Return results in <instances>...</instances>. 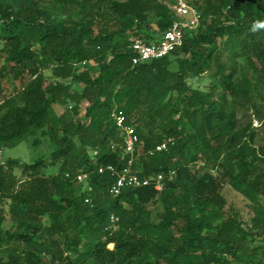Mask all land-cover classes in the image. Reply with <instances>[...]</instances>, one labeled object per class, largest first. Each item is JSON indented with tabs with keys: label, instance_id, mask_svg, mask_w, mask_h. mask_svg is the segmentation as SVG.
Listing matches in <instances>:
<instances>
[{
	"label": "trees",
	"instance_id": "trees-1",
	"mask_svg": "<svg viewBox=\"0 0 264 264\" xmlns=\"http://www.w3.org/2000/svg\"><path fill=\"white\" fill-rule=\"evenodd\" d=\"M164 1L0 0L6 59L0 98L6 83H21L0 104V149L48 129L55 145L52 165L61 161L58 174L48 178L41 174L44 160L0 163V264H45V256L53 264H232L227 256L249 253L232 225L221 221L226 185L253 203L264 197V149L239 128L235 111L264 85V0L197 1L199 30L186 33L182 47L169 56L134 66L133 42H158L176 19ZM211 12L219 19L204 26ZM112 24L117 30L107 32ZM224 39L234 60L244 59L258 79L252 84L241 78L235 63L220 65L218 99L193 89L188 79L210 70ZM75 83L79 90H73ZM55 105L65 112L56 114ZM115 108L126 113L140 138L133 171L150 179L164 175L162 191L150 185L110 195L114 179L98 169L125 166L111 117ZM169 140L168 151L148 154ZM15 170L26 176L24 182ZM80 172L90 174V204L65 177ZM157 201L166 213L154 224L148 206ZM112 215L119 223L110 235Z\"/></svg>",
	"mask_w": 264,
	"mask_h": 264
},
{
	"label": "rangeland",
	"instance_id": "rangeland-1",
	"mask_svg": "<svg viewBox=\"0 0 264 264\" xmlns=\"http://www.w3.org/2000/svg\"><path fill=\"white\" fill-rule=\"evenodd\" d=\"M169 4L168 0L164 1ZM219 19V15L210 13L205 14L204 26L211 25L213 19ZM68 19L63 17V20ZM217 19V20H218ZM153 29L157 30L156 25H153ZM117 30V27L113 24L108 27L107 32ZM101 32L96 28L95 33ZM105 32V31H104ZM127 39V37H124ZM226 39L218 41V49L211 61V68L204 75L188 79V84L195 90L203 92H212L216 98L222 95V89L218 71L220 65L223 69H228L236 64L238 70L241 72V78L250 81L254 84L258 76L249 64L242 58L234 60L233 53L227 50ZM4 48V40L0 39V69L6 64V59L2 49ZM204 48H211L205 46ZM174 65V63H173ZM175 66V65H174ZM92 76L97 75V66L95 63L90 65ZM82 70V69H81ZM45 76L52 79V72L47 71ZM5 95L0 98V104L7 98L13 96L17 90L20 89L21 83L11 80L6 83ZM73 90H79L80 85L75 83ZM70 107V106H69ZM66 110V107L55 105L54 111L58 115H62ZM236 117L239 122V128L247 129L250 134L254 136V146L264 149V85L260 84L259 89L253 92L252 100L250 103H244L237 105L235 108ZM85 114V108L79 115V119L83 120ZM78 119V121H79ZM55 151V145L53 144L48 129L38 132L35 136L28 137L24 142L20 143L16 147L4 149V160L18 159L23 164H35L38 160H44L48 163L46 168L42 170V177L48 178L58 174V166L60 160L56 161L55 165H52L54 160L51 158L52 153ZM15 174L19 180L24 182L26 176L22 174L20 170H15ZM223 196L226 201L224 208L225 218L221 221L229 222L232 225V234L237 240L242 241L246 248L249 249V253H240L235 259L228 258L232 264H264V213L263 218L258 217L260 212H264V197H259L257 203H253L242 194L234 190L230 185H226L223 190ZM148 209L152 213V223L158 224L161 222L162 217L165 215L166 210L161 201H157L153 205H149ZM5 215L8 216V207L4 208ZM64 249V247H62ZM67 256L65 253L64 257ZM62 258V259H63ZM75 256L72 260H75ZM45 264H53L50 256L44 257ZM55 264H65L63 261L56 262Z\"/></svg>",
	"mask_w": 264,
	"mask_h": 264
},
{
	"label": "built area",
	"instance_id": "built-area-1",
	"mask_svg": "<svg viewBox=\"0 0 264 264\" xmlns=\"http://www.w3.org/2000/svg\"><path fill=\"white\" fill-rule=\"evenodd\" d=\"M199 0H172L169 3V7L176 17L172 26L163 33L158 42L147 43L141 39H137L131 45V49L135 54L133 59V65L150 63L156 60L163 59L178 48L182 47L186 33L197 32L201 27L202 13L198 9L196 2ZM85 65V64H83ZM113 121L116 124L118 131L120 132L122 142V156L121 160L125 162V166L119 170L114 165L102 166L98 169L99 174H109L113 179V183L109 188L110 195L114 198H118L122 195L126 189H136L142 187H148L154 185L155 189L162 191L164 175H158L156 178H143L139 174L133 171L138 157L141 155L140 138L137 133L136 126L129 121L126 113L115 108L111 115ZM172 140L164 142L155 149L148 152L149 155L168 151L169 143ZM98 152L95 151L94 155ZM0 163L3 165L4 150L0 149ZM67 179L73 180L80 187L84 197V202L90 204L92 201V194L94 187L90 181V174L80 172L73 176L71 173H66ZM119 218L115 215L111 216V225L108 228V232L112 235L118 229ZM112 247V248H111ZM110 250L114 249V244H109Z\"/></svg>",
	"mask_w": 264,
	"mask_h": 264
},
{
	"label": "bare ground",
	"instance_id": "bare-ground-1",
	"mask_svg": "<svg viewBox=\"0 0 264 264\" xmlns=\"http://www.w3.org/2000/svg\"><path fill=\"white\" fill-rule=\"evenodd\" d=\"M112 248V247H111Z\"/></svg>",
	"mask_w": 264,
	"mask_h": 264
}]
</instances>
